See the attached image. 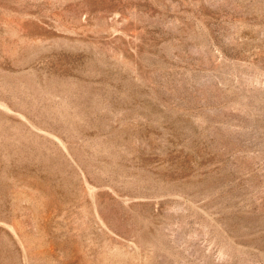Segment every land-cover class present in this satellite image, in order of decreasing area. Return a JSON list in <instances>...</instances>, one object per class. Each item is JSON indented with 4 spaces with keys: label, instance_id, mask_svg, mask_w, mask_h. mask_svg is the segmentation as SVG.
<instances>
[{
    "label": "rangeland",
    "instance_id": "rangeland-1",
    "mask_svg": "<svg viewBox=\"0 0 264 264\" xmlns=\"http://www.w3.org/2000/svg\"><path fill=\"white\" fill-rule=\"evenodd\" d=\"M0 264H264V0H0Z\"/></svg>",
    "mask_w": 264,
    "mask_h": 264
}]
</instances>
